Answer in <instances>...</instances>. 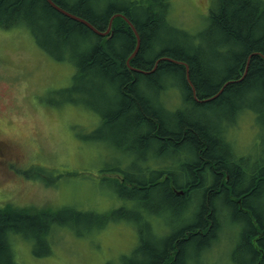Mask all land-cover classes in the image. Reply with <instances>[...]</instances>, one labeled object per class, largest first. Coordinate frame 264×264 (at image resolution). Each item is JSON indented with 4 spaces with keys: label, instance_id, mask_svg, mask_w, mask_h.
I'll use <instances>...</instances> for the list:
<instances>
[{
    "label": "trees",
    "instance_id": "trees-1",
    "mask_svg": "<svg viewBox=\"0 0 264 264\" xmlns=\"http://www.w3.org/2000/svg\"><path fill=\"white\" fill-rule=\"evenodd\" d=\"M51 1L101 33L114 16L110 33H93L45 0H0V30L23 28L47 56L73 66L72 79L83 87L79 97H67L66 103H83L81 93L91 81L109 83L107 96L100 86L87 89L94 91L92 102L106 130L117 137L115 147L135 160L130 167L101 169L103 180L117 196L133 200L145 213L151 202L161 205L153 209L154 215L167 212L175 218L174 226L161 235L163 241L151 244L145 238L149 224L139 212L129 210L132 223L142 225L141 237L122 264H204L203 255L219 241L228 216L237 227L235 251L244 253L243 243L251 254L241 264H264V212L259 200L264 195V161L238 153L236 136L227 131L244 111L264 125V0H212L209 30L202 38L200 34L190 37L167 21L169 0ZM119 14L139 36L130 59L136 39ZM183 64L188 66L197 99L203 102L193 99ZM172 88L180 103L169 110L163 105ZM189 109L203 115L189 116ZM182 148L189 150V159L178 168L160 162L164 153ZM149 154L157 163L143 167ZM29 171L34 172L31 178L51 183V174L44 168L18 172L30 178ZM157 196L160 202H154ZM127 218L123 207L97 215L71 207L27 210L5 205L0 208V264H14L13 235L35 245L42 252L36 251V256H41L49 253L46 237L52 227L67 226L76 232L75 226L85 227L89 221L93 228L102 229ZM179 218L183 222L175 227Z\"/></svg>",
    "mask_w": 264,
    "mask_h": 264
},
{
    "label": "rangeland",
    "instance_id": "rangeland-1",
    "mask_svg": "<svg viewBox=\"0 0 264 264\" xmlns=\"http://www.w3.org/2000/svg\"><path fill=\"white\" fill-rule=\"evenodd\" d=\"M211 1L169 0L166 19L186 35L200 34L202 38L209 30L207 15ZM196 40L192 43H197ZM73 74L71 64L47 56L25 29L0 30V208L4 205L27 210L71 207L82 213L103 215L123 207L129 218L112 221L102 229L93 228L90 224L93 222L89 221L85 227L75 226L76 232L67 226L52 227L51 235L46 237L49 253L41 256H36V251L42 252L35 245L13 235L14 264H122L133 254L141 237L140 224L132 223L129 210L139 212L149 224L145 238L151 244L163 241L165 237L161 235L174 226L175 218L167 212L161 217L153 214V209L161 205L148 202L150 207L145 213L133 200L117 196L112 185L103 180L101 169L130 167L135 156L115 147L117 137L106 130L92 102L94 91L87 89L100 86L107 96L109 83L91 81L81 93L85 97L83 103L64 102L67 97H79L83 87L82 82L74 83ZM170 90L163 106L173 110L180 99L173 88ZM193 111L189 109L188 115H203L199 110ZM240 114L233 126L238 153L253 160L261 157L264 161V125L258 124L250 112ZM155 163L149 154L141 165ZM38 167L51 174L50 184L31 178L33 171L26 172L30 178L16 174ZM259 200L264 212V195ZM160 201V196L155 197L154 202ZM229 217L224 222L230 224L226 228L224 223L219 241L204 253V264H238L240 254L234 247L237 227ZM181 220L175 227L181 225ZM77 231L86 233L82 236Z\"/></svg>",
    "mask_w": 264,
    "mask_h": 264
},
{
    "label": "bare ground",
    "instance_id": "bare-ground-1",
    "mask_svg": "<svg viewBox=\"0 0 264 264\" xmlns=\"http://www.w3.org/2000/svg\"><path fill=\"white\" fill-rule=\"evenodd\" d=\"M112 21H113V19H112ZM111 24H112V22H111ZM192 96H193V99L197 103H199L200 100L197 99L196 94L194 96L193 93H192ZM188 159H189V150L187 148H182V149H178L177 152H175V153H170V154L169 153H164V155L160 159V162H162L163 165L164 164L165 165L171 164V166H173L175 168H178V166L181 163H183V161H187ZM207 179H208V177H205L204 181L207 182ZM196 199L197 198H196L195 195L192 196V199L191 200H192V204L193 205L196 204ZM237 220H238L240 226H243L244 227V220L241 217H238ZM224 223H225V227L228 228V225L230 224V222L229 221H225ZM240 247H242L244 249V253H243V250H242L241 253H240V260L238 261V263L244 262L247 258H249V259L251 258V254H250L249 249L247 248V245L246 244H243V243H240Z\"/></svg>",
    "mask_w": 264,
    "mask_h": 264
},
{
    "label": "water",
    "instance_id": "water-1",
    "mask_svg": "<svg viewBox=\"0 0 264 264\" xmlns=\"http://www.w3.org/2000/svg\"><path fill=\"white\" fill-rule=\"evenodd\" d=\"M46 2H47V3H48L53 9H55L56 11H58L59 13H61V14L65 15V16L69 17V18H72V19H74V20H76V21L82 23L84 26H86V27L89 28L91 31H93L94 33H96V34H98V35H100V36H105V35H107V34L110 32V29H111V22H112V19L114 18V16L110 19L106 31L101 33V32H98V31H97L92 25H90V24H89L88 22H86L85 20H82V19H80V18H77V17H75V16H72V15H70V14L64 12V11L61 10L58 6H56L51 0H46ZM117 16L120 17V18H122V19L128 24V26L131 28V30H132V32H133V34H134V36H135V39H136V46H135V49H134L133 53H132L131 56L129 57V59H130V58H132V57L134 56V54H135V52H136V50H137V48H138V45H139V36H138V33L136 32L135 28L133 27V25L130 23L129 20H127L126 17H124V16L121 15V14H119V15H117ZM176 63H179V62H176ZM127 64H128V62H127ZM179 64H180V63H179ZM183 66L185 67V70H186V81H187L188 85L190 86L193 95L195 96V89L193 88V85L191 84L190 79H189V77H188V66H187L186 64H183ZM212 98H214V97H212ZM212 98H210V99H212ZM210 99H206V100H204V101L206 102V101H209ZM200 102H203V100L200 101Z\"/></svg>",
    "mask_w": 264,
    "mask_h": 264
}]
</instances>
